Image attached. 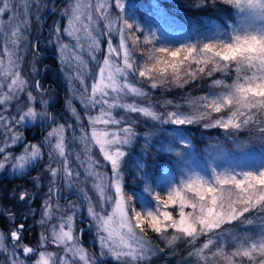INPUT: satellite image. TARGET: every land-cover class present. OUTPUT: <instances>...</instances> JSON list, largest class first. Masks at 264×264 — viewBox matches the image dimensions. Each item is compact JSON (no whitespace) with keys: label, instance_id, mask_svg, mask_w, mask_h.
Returning <instances> with one entry per match:
<instances>
[{"label":"snow or ice","instance_id":"snow-or-ice-1","mask_svg":"<svg viewBox=\"0 0 264 264\" xmlns=\"http://www.w3.org/2000/svg\"><path fill=\"white\" fill-rule=\"evenodd\" d=\"M224 2L239 10V24L214 33L207 37V42L197 41L180 44L178 47H153L147 60L138 64L134 52L140 37L136 33L142 29L134 20L126 18L125 0H69L68 8L61 12L67 18V26L61 29L59 23H56L50 30L52 40L49 42L57 48L61 64L75 69V75L68 79L79 81L84 88L81 102L85 109H100L99 116H88L93 126L91 140L99 145L104 160L110 162L113 175L109 180L105 173L96 170V161L91 156L81 159L77 153L76 159L80 161L85 173L84 180H79L80 172L70 166L71 152H66L65 125L53 127L43 141L50 148L49 164L45 169L49 173L50 183L42 203V218L38 222L45 231L40 233L36 246L23 244L28 218L26 214L24 222L16 225L7 235L0 233V254L5 255L2 264H26L32 256H38L34 264H101L102 257L111 258L114 264H146L152 256L164 251L148 239V229L159 234L160 239L169 247L177 240L189 244L193 248L189 257L195 258V264H215L216 261L219 264H237L234 259L236 257L240 258V264H243V258H248V264H264V225L259 235H240L230 230L227 235L231 243L236 245V250L231 253L224 250V244L229 241L225 239L226 234L222 229L223 225L232 222L251 225L253 220H245L246 213H264V163L255 170L237 172L235 168H225L218 171L219 166L214 162L224 149L217 142L210 144L213 163L208 167L211 171L207 175L201 174L191 170L185 160V152L179 145L187 148L188 141L178 135L175 141L177 146L166 147L164 151L175 152L180 158L186 168L184 177L178 186H169L166 198L155 193V207L144 203L142 210H137L134 196L125 193L122 173V163L126 156L123 147L135 138L134 122L116 119L112 114L114 109H123L160 124L202 123L206 129L225 130L228 138L244 129L264 143V0ZM206 3L207 0H202L200 6ZM41 7V0H0V43L4 45L0 48V171L10 167L13 172L23 174L44 155L41 145L27 142L25 135L18 130L22 126L26 127L27 122L35 123L50 118L47 113L49 102L42 99L39 81L35 83L39 95H33L32 91H26L28 84L20 71L23 60L21 51L26 52L27 49H21L19 44L25 39L24 32L31 28V9H36V19L39 21ZM113 7L119 10L114 17L111 13ZM21 8L26 17L23 20L20 18ZM5 14H9L7 21L3 19ZM101 21L104 22L106 32L99 29ZM113 33L119 35L118 47L113 46ZM63 36L75 43H64ZM102 36H107L108 55L99 69V79L91 85L89 94L85 78L91 73L87 70L83 55L87 52L95 60V53L100 50L99 38ZM155 40V33L150 32L143 37L145 45ZM35 48L36 45H33L34 59L39 56ZM5 54L7 64L3 59ZM113 54L120 57L122 63H116ZM233 67L236 76L231 84L225 83L223 79H215L212 87H218L220 91H212L189 101L191 107L199 106L198 111L185 112L182 105L176 104L174 110L161 113L151 103L142 107L123 102L129 95L149 96L137 84L148 83L152 89L173 85L183 88L191 81L205 76L212 77L216 72L228 74ZM32 71H36L35 65ZM131 78H135V82ZM22 94L27 96V103L23 105L19 103ZM13 101L17 102L15 113L6 115ZM164 103L165 106L172 105L171 101ZM34 104H43L44 111H38ZM71 111L79 121L81 118L76 109L72 108ZM101 123L119 127L111 132L98 131L95 125ZM80 132L79 137L74 135L72 139H79L85 144L84 152L88 153L91 151L87 143L88 135L83 128ZM234 143L237 147L243 146L239 140H234ZM21 145L22 150L17 154L14 148ZM54 163L57 166H53ZM140 167L143 168V165ZM89 178H94L92 188L98 197L95 204L77 184V181L83 184ZM36 180L39 187V178ZM61 180L68 189L76 188L80 194L79 200L86 203L91 226L96 229L98 253L86 252L80 246L81 237L74 234V219L82 204L79 201H68L66 207L61 209L58 203L60 189L57 185ZM113 188L114 194H110ZM144 191L151 193L153 189L145 183ZM18 198L24 202L35 197L34 194L22 191ZM105 205L112 206L110 213L105 214ZM169 205L178 206V219L167 210ZM161 208L164 210L161 211ZM185 208L191 211H185ZM0 212L16 224L17 217L13 213L2 209ZM34 214L33 211L31 215ZM53 220L56 222L51 223ZM168 229L175 230L174 234L169 236ZM201 236L206 237V242L197 248ZM7 240L11 243L7 244ZM49 244L58 246L55 253L47 251ZM206 252H210L211 256L206 255Z\"/></svg>","mask_w":264,"mask_h":264},{"label":"rangeland","instance_id":"rangeland-1","mask_svg":"<svg viewBox=\"0 0 264 264\" xmlns=\"http://www.w3.org/2000/svg\"><path fill=\"white\" fill-rule=\"evenodd\" d=\"M56 0H41L42 2V7L41 10L39 12V16H40V20L38 22L36 19V9L32 8L31 9V14H30V18H31V28L29 30H27L26 32H24V37L25 39H23L20 44L19 47L21 49H27L26 52L21 51V55L23 56V60L20 63V71L21 74L23 76V78L27 81L28 87L26 89V91H33L35 88V83L36 80L34 82V79H28V77L33 74L34 72L32 71V67L33 65H35V68H37L39 60L38 57H36L34 59L33 57V44L35 42V33L36 30L40 32V34L42 33V30L40 28L41 24H42V20L44 18V15L46 14V12L52 8H54L55 2ZM133 0H125L126 3V12H125V16L126 18H129L130 20H134L136 23H138L141 26L142 31H140V41L143 42V37L144 35L151 33H155V37L156 40L152 43L154 45L157 44V46H152V47H160V46H170V47H178L180 44H191V43H196L197 41H203V42H207V37L212 36L214 33L217 32H223L225 29H230L231 26H235L237 24H239V10L236 8V14L234 17V20L232 22H229L228 25H222V24H215L212 25L211 27L202 29L199 33L196 31L191 30L189 33L186 31L183 32H177V29L175 28V24L174 22L172 23L171 20L169 19V21L167 22H160V23H156V24H150L148 22V20H140L138 17V14L136 13V9L134 8V6L132 5L131 7H128ZM69 6V0H65L63 3L60 4V6H56L57 7V11L54 18H52V20L49 22L50 24V30L54 27V25L56 23H59V25L61 26V29H63L64 27L67 26V18L63 15H61L62 10L68 8ZM46 9V10H45ZM45 10V11H44ZM119 12L118 9H115L114 7L111 9V13L113 15V17ZM8 15L9 14H5L3 19L5 21H7L8 19ZM20 18L23 20L26 17H24L23 15V9L21 8V12H20ZM36 22V23H35ZM39 26V29H37V25ZM99 29L101 32H106L105 26H104V22L101 21L99 24ZM95 34V33H94ZM40 36V35H39ZM112 42H113V46L114 47H118L119 44V35L117 33H113L112 34ZM52 40V35L50 33L49 36L43 38L42 40H40L38 42V46H41V51H50L51 53H53V58L56 59V61L58 60L59 62H56L57 66H56V71H58L59 77L57 79V84L55 87L57 89H59L61 91L60 94H56V92L54 91V89H49V90H45L42 91L43 92V96L42 99L44 100H48V105H47V113L49 115V106L50 104L54 103L56 100V96L59 97V101L57 103V105H60L61 103H63L61 105L60 108H56L53 110V113H51L50 115V120L47 119L45 121H41V120H37L35 123L32 122H27L26 123V127H20L18 130L23 133L26 137L27 142L30 143H36L41 145L42 148V152L44 153L43 157L40 159L41 160V169L39 170V173L35 176V183L37 184V180L36 178H39V187L42 188L43 191V196L40 200V210H39V219L41 220L42 216H41V210H42V203L43 200L46 198L45 194L48 191V186L50 183V176L49 173L47 171H45L46 166L49 164V156H48V152L50 151V148L48 145L44 144V137L47 135V133L49 131L52 130L53 127H56L60 124L65 125V144H66V152H71L70 156H69V160H70V166L72 168H74L75 170L80 172V177L79 180H84L85 177V173H84V169L83 167H81L80 165V161L76 159V155L77 153L80 154L81 159H85L87 156H91V158L96 161V164L94 165V167L96 168V170L98 172L101 173H105L108 177L109 180H111L112 178V169H111V164L108 161L104 160L103 157V153L100 151L99 149V145L95 144V142L93 140H91V132H92V125L90 124L89 120H88V116H99L100 115V109L99 107H97L94 110H89V109H85L83 103L81 102L82 97L84 96V88L81 86V84L79 83V81L76 80H72L70 81L68 79L69 76L75 75V69L68 67L67 65H63L61 64L59 58H58V50L55 47V45L53 43H50L49 41ZM63 42L64 43H72L74 44L75 41L74 40H70V38H68L67 36H63ZM99 42H100V50L98 52L95 53L96 59L92 60L90 55L85 52L83 55V59L87 62V70L88 72L91 73V75H88L85 78V83L88 85V92L90 94L91 92V85L96 82L99 79V69L100 67L103 66V61L105 59V57L108 55L107 53V36H102L99 38ZM144 43V42H143ZM159 44V45H158ZM4 45L2 43H0V48H2ZM129 46L131 47V41H129ZM150 47V44L146 45V52L140 51L137 52L138 56H140L141 61L138 64H141L143 62H145L147 60V56H148V51ZM121 55H122V50H121ZM5 64H7V55L5 54V56L3 57ZM113 59L116 63H122V60L120 59V57H116L115 54H113ZM37 60V62H36ZM55 64V65H56ZM42 69V67L40 66V70ZM36 72V71H35ZM29 75V76H28ZM132 82H135V79L131 78ZM233 82V81H232ZM232 82H226L227 84H231ZM145 84V85H144ZM144 84H137V86L142 87L146 92L149 91V89H152L150 87V84L148 83H144ZM41 85V89H43L44 87H42V83H40ZM36 90V88H35ZM220 88H217L215 91H220ZM36 95H38L35 92ZM33 94V95H35ZM150 94V93H149ZM149 99L150 97H135L132 95L127 96L123 102L126 103H135L138 106H142V107H147L149 106ZM14 103L11 105V107L9 108L8 112L5 113L6 115H12L15 113V107H16V101H13ZM19 103L21 105H23L24 103H27V96L26 94H22L20 99H19ZM34 106L37 108L38 111H44L45 106L43 104H34ZM75 108L77 113L80 116V120L78 121L72 114L71 109ZM58 110V111H57ZM155 110L157 112H165L162 110H159L157 107H155ZM172 111V110H170ZM113 116L116 119H124L127 120V116L125 115H129V116H133L138 115L144 119H148L147 124H146V128L145 130H142L141 132L137 131V129L135 128V124H133V129L135 132V138L132 140V142L129 145H126L123 147V150L126 152V156L123 159V163H122V173H123V166L126 162V160L128 159L129 155L132 154L133 160L139 162L140 160L143 161V159L146 156V150H148L149 145H147L146 149H142L141 147L139 148V150H137V144L139 143V140L142 139V142H157L156 140H158L162 145H164L165 147L163 148V150L166 147H176V138L178 135H182L184 136L186 139V135L183 134V130L182 128H178L179 125H172V124H160L159 122L156 121H152L150 118L147 117H143L141 114L138 113H127L125 110L123 109H114L113 110ZM61 116V117H60ZM105 119L107 117H104ZM69 125H71V127H68ZM36 127H44L42 128L43 130V134L42 137L39 138H32L35 137L36 135H39L35 128ZM96 129L98 131H114L117 130V128L119 126H113V125H104V124H97L95 125ZM83 128L85 130V132L88 135V145L90 146L91 151L88 153L84 152V148H85V144L81 143L79 139L73 140L72 137L75 135L76 137H79L81 135L80 129ZM26 129L28 130V133L26 132ZM147 134V135H146ZM110 138V137H109ZM188 141V146L187 148H185L184 145H179V147L185 152V160L188 161V164L191 168V170H194L196 172H200L201 174H209L211 169L208 167V165L210 163H213V161L211 160V157H207V156H200L193 147V144L187 139ZM53 143H55V138L53 139ZM69 145V148H67V146ZM136 146V148H135ZM23 145L14 148V151L18 154L21 152ZM135 148V150H131L132 148ZM132 152V153H131ZM148 152V151H147ZM172 153V155H171ZM169 153L171 158L174 159V164L176 166V170L175 173H173V171H171V168H173V165L170 164L169 162V156L167 158H163L164 160H162V164L164 167L162 169V173L158 179V184L161 186L162 188V192H156L159 191L154 187H152V184H150V181L146 178V177H141V184L139 182V184H137V190L134 191V194L136 195L137 198V210H142V205L144 203H147L149 205H152L153 207H155L154 204V196L155 193H160L161 196L163 198L167 197V189L169 188V186H178L179 185V181L184 177L185 172H186V168L185 165L183 163L180 162V158L176 156L175 152H171ZM170 158V159H171ZM177 159H178V167H177ZM215 165H218V171H223L225 168H235L237 172L240 171H247V170H255L256 168H258L262 163H264V158H259L256 159L254 161H252L251 163H248L247 165H245V167H241V161L239 159H232L229 157H226V155L224 154H218L217 158L215 160ZM53 166H57L55 163L53 164ZM31 168V166H30ZM27 169L23 172V174H19L16 172H13V170L10 167H6L4 170L0 171V176L2 175H8L10 177H21L23 175H27L28 170ZM137 169L134 170V172ZM124 177V174H123ZM94 182V178H89L85 183L83 184H79V182L77 181L78 187L83 188L88 195L92 198V202L93 204H95L97 202V193L95 192V190H93L92 188V183ZM123 183L124 180H123ZM145 183L149 184L151 186V188H153V192L149 193V192H145L144 191V187H145ZM57 185L60 189V196L58 200H64L63 198L70 194L69 192H77L76 188H72V189H68L66 186V183L64 181H58ZM155 188V189H154ZM28 189V186H21L19 189L14 190L13 193L15 194H19L22 191H26ZM125 189V186H124ZM126 195L127 192L125 191ZM110 194H114V188L111 189ZM68 201H73V202H80L82 204V206L79 208L77 215L74 219V223H73V229H74V234L79 235L81 237V241H80V246L83 247L86 252L93 253L90 248L84 243V240H88L90 242H92L93 244L95 243V246L97 247V251L99 249V242L98 239L96 238V229L95 227L91 226L92 225V221L89 219L88 214H87V205L84 202H81L79 200V197H69L68 199H66L65 201L59 202V205L61 206V209H64L68 203ZM57 201H54V203ZM1 209V206H0ZM82 209H84V211L82 212ZM105 209L107 213H110L112 210V206L111 205H105ZM164 209L161 208V211H163ZM169 211H171L173 213V216L175 218H179L178 217V211L179 208L178 206H174V205H169L168 209ZM4 211V210H3ZM97 211H99V207H97ZM185 211H191L190 208H185ZM57 216L60 215V213H56ZM39 220V221H40ZM56 221L53 220L51 223H55ZM89 225V227H88ZM146 227V224H145ZM82 230V231H81ZM42 231H45L44 228L41 227V225L39 226V232L37 234L36 237V241L33 244L30 243H25L26 245L29 246H36L39 239H40V233ZM173 229H168V235L171 236L172 234H174ZM10 232V230L8 231V233ZM225 232V239L228 240L229 242H231L230 237L227 235V233L229 232V230H224ZM0 233H3L5 235H7V233H5L4 231H2L0 229ZM150 234H152L154 236V238L152 239V237H150ZM147 236L148 239L151 241V243L160 248V249H164V251H166V248H170L171 249V253L169 255H172L174 253L177 252V242L178 241H182V240H177L175 242V244L173 246H167L166 242L162 239H160V235L157 233L152 232L150 229L147 230ZM157 241V242H153ZM199 242H197L196 247H200L204 242H206V237L203 236V240H198ZM7 244H10L11 241L7 240L6 241ZM57 245L55 244H49L47 245V251H51V252H56L57 251ZM39 250H43V249H38ZM193 248L191 247L188 252L186 253V256L182 257L179 259V261L174 260L175 264H195V258H190L189 257V252L192 251ZM236 250V245L232 243L231 247L227 249L226 252L231 253L233 251ZM98 253V252H97ZM161 253H158L157 255H159ZM206 255L210 256V252H206ZM156 256V255H155ZM154 257V256H152ZM151 257V258H152ZM21 258L22 254H21ZM38 258V256H32L29 260L26 261V264H34V261ZM237 262V264H240V258L236 257L234 258ZM5 260V255L4 254H0V264H2V262ZM102 264H114V261L111 258L108 257H102ZM146 264H149V261L146 262ZM215 264H217L215 262ZM243 264H248V259L243 260Z\"/></svg>","mask_w":264,"mask_h":264},{"label":"trees","instance_id":"trees-1","mask_svg":"<svg viewBox=\"0 0 264 264\" xmlns=\"http://www.w3.org/2000/svg\"><path fill=\"white\" fill-rule=\"evenodd\" d=\"M201 4L202 0H133L128 7H131L133 5L136 9V13L138 14L139 19L145 20L146 18V20H148L150 24L160 23L162 21L167 22L170 19L172 23L174 22L177 32L186 31L189 33L191 30H193L199 33L202 29L211 27L212 25H215L217 23L222 25H228L229 22H232L234 20L236 8L234 5L226 4L224 0H215L214 3L213 0H207L205 6H200ZM154 5H158L159 7L156 8L154 7ZM50 11L51 14L47 17V22H45V26L43 27L42 24L40 26L42 30L41 35L43 37H47L50 35V29H48V27H51L49 22L52 20V18H54L56 14L55 11L57 10L56 8L53 10L52 8L48 10L46 14H48V12ZM159 13L161 14L159 15ZM36 26L37 29H39L38 24ZM39 31L36 30L35 37L40 35ZM136 34L139 36L141 33L139 31ZM152 46H157V44H150V47H148L149 50L153 48ZM40 49L41 46L37 45L35 51L38 52V50ZM140 51L146 52V45L142 41L138 42L137 49L134 52L137 63H140L141 61L140 56L142 54L140 56H138L137 54V52L140 53ZM149 52L150 51H148V53ZM50 54L53 55V53L51 52ZM37 57L39 63L36 68V72L31 74L30 76L28 75V79H34V82L41 71L40 66L42 65L43 60L40 55ZM52 63L53 65L56 64L53 59ZM55 69V67L45 68L44 72L42 73V79L45 77H49L50 80L56 86L58 85L57 79L59 77V74L58 71H56ZM235 76L236 74L233 67L229 69L228 74L216 72L212 77L205 76L203 78H198L194 81H191L189 84L184 85L183 88L173 85L171 87L166 88L158 87L157 89H149V91H147L148 93H150L149 102L162 111L174 110L173 106L176 104L182 105V110L185 112L198 111L199 106L193 108L191 107L189 101L197 97L204 96L212 91H215L218 87H212L213 80L223 79L225 83L232 82L235 79ZM33 91L37 93V90H35V88ZM35 92H33V94H35ZM165 101H171L172 105L165 106ZM13 103L14 102H12V104ZM215 115L216 114H214V116ZM125 116H127L126 121L134 122L137 131L141 132L142 130H145L148 119H144L135 114L133 116ZM178 128H182L184 132L183 134H185L187 139L193 144L194 150L200 156L210 157V144H216L217 142H220L223 145L224 149L222 154L232 159H239L241 161V167H245V165L251 163L256 159L264 158V143L260 142L256 135H250L249 131L247 130L241 129L237 134H235L231 138H228L225 136V130L220 128L206 129L203 127L202 123L192 125H179ZM28 130L29 129H26L27 133ZM32 138L36 139L39 137L38 135H36ZM234 140H239V142H241L243 146L237 147L234 143ZM156 141L159 142L158 140ZM157 142L152 141L150 143H147L142 142V139H140L139 143L137 144V150H139L140 147L142 149H146L145 144L149 145L148 150H146L145 158L143 159V161L140 160L139 162H137L133 160L132 154H130L123 166L125 191L127 192V195L134 196L136 207L137 198L134 194V191L137 190V184H139V182L141 184V177H146L150 181V184H152V187L155 186V188L159 190L156 192H162V188L158 184V179L164 167L161 164L162 160H164L163 158H167L168 156L171 158V156L169 152L163 150L165 146ZM67 148H69V145L67 146ZM135 148L133 147L131 150L133 151L135 150ZM170 158L168 160L170 164L173 165L171 171L175 173L176 166L174 164V159ZM41 163V160H39L34 167H31L30 170H28L27 175H23L21 177H10L8 175L0 176L1 209L5 212H11L17 217L16 224H13L2 212H0V229L8 234L9 230L16 227V225H18L19 223L24 222L23 217L27 214L28 218L25 223L26 231L24 233L23 244H33L36 241V237L39 232L40 224L38 222L40 220V200L44 193L42 191V188L37 187L34 178L41 169ZM178 163L179 162L177 159V167ZM140 165H143V168H141ZM135 169L137 170L134 172ZM22 185L28 186V189L26 191L30 194H34V199L24 202L19 200L18 194H15L13 192L14 190L19 189ZM75 193L77 195L74 194L72 197H80L78 191ZM62 201L60 200L61 203ZM33 211L35 214L31 215ZM248 219L253 220V223L251 225H248L247 223L232 222L231 224L223 225L222 229H228L229 231L231 230L234 233L240 235H259L261 226L264 225V213H258L256 211L246 213L245 220ZM150 237H152V239L154 238L152 234H150ZM199 240H203V236H201ZM84 242L87 246L88 244L90 245V247H88L92 252H98L95 243L93 244L88 240H84ZM153 242L157 241L153 240ZM176 245V253L169 255L171 253L172 247L166 248V251H163L161 254L152 257L149 260V264H175L174 260L179 261L180 258H182L183 256L185 257L186 253L191 248V246L184 241H178ZM231 245V242L224 244L225 252L228 248L231 247ZM246 259L248 258H243V260ZM216 263L219 264V261H216Z\"/></svg>","mask_w":264,"mask_h":264},{"label":"flooded vegetation","instance_id":"flooded-vegetation-1","mask_svg":"<svg viewBox=\"0 0 264 264\" xmlns=\"http://www.w3.org/2000/svg\"><path fill=\"white\" fill-rule=\"evenodd\" d=\"M58 1H59V0H56V1H55L56 3H55V5H54V8H55V6L57 5ZM57 7H58V6H57ZM56 9H57V8H56ZM44 18H45V16H44ZM44 18H43V20H42V22H43V23H42V26H43V27L45 26ZM46 22H47V21H46ZM48 29H50V28L48 27ZM49 32H50V30H49ZM43 38H45V37H43L41 34H40V36L38 35V36L35 37V42H34V44L36 43V44H35L36 47H37V45H38V42H39L40 40H42ZM38 53H39V55L43 58V60H42V65H41L42 69H41V71H40V73H39V75H38V77H37L39 83H42V87H44V88L41 89V90H42V91H45V90H49V89H54V91L56 92V94H60L61 91L55 87L54 83L50 80L49 77H45V78L42 79V77H43L42 73L44 72V69H45V68H52V67H55V68H56L57 64H56V65H53V63H52V59H53L55 62H59V61H58V60L56 61L55 58H53L52 54H50V51H48V52L43 51V52H42L41 50H38ZM37 79H36V80H37ZM56 97H57V98H56V101H55L54 103L50 104V106H49V108H48V110H49L50 113L53 112L54 109H56V108H60L61 105L63 104V103H61L60 105H57V103H58V101H59V97H58V96H56ZM42 128H43V127H36V128H35L36 132L39 134V135H38L39 137H42V134H43V130H42ZM58 201L60 202V200H58ZM84 243H85V242H84ZM86 243H87V242H86ZM88 246L90 247L89 244H88Z\"/></svg>","mask_w":264,"mask_h":264},{"label":"water","instance_id":"water-1","mask_svg":"<svg viewBox=\"0 0 264 264\" xmlns=\"http://www.w3.org/2000/svg\"><path fill=\"white\" fill-rule=\"evenodd\" d=\"M61 3H62V1H59L58 4H61ZM50 14H51V11L46 15L45 20L47 19V17H48ZM72 195H73V193L68 194L67 196L64 197V200H63V201H65L66 199H68V198L71 197ZM83 211H84V209L82 210V212H83ZM101 264H102V261H101Z\"/></svg>","mask_w":264,"mask_h":264},{"label":"bare ground","instance_id":"bare-ground-1","mask_svg":"<svg viewBox=\"0 0 264 264\" xmlns=\"http://www.w3.org/2000/svg\"><path fill=\"white\" fill-rule=\"evenodd\" d=\"M60 1H62V3H63L65 0H60Z\"/></svg>","mask_w":264,"mask_h":264}]
</instances>
